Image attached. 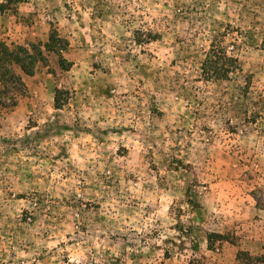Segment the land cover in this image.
Returning a JSON list of instances; mask_svg holds the SVG:
<instances>
[{
    "label": "rangeland",
    "instance_id": "374dc122",
    "mask_svg": "<svg viewBox=\"0 0 264 264\" xmlns=\"http://www.w3.org/2000/svg\"><path fill=\"white\" fill-rule=\"evenodd\" d=\"M0 4V41L45 56L0 80V264L264 256V0Z\"/></svg>",
    "mask_w": 264,
    "mask_h": 264
},
{
    "label": "trees",
    "instance_id": "16d2710c",
    "mask_svg": "<svg viewBox=\"0 0 264 264\" xmlns=\"http://www.w3.org/2000/svg\"><path fill=\"white\" fill-rule=\"evenodd\" d=\"M5 10V5L0 4V12ZM51 50H57L56 43L61 42L57 37H52L49 40ZM64 47L66 45L64 44ZM58 49L59 50H64ZM45 61V56L42 49L36 45H29L28 48L17 47L15 45H7L0 41V80L9 82V86L3 85L5 90L13 89L21 92L23 91L24 85L20 77L12 75L11 67L16 65L19 67L21 72L26 76H32L35 67L38 63H43ZM235 60L226 57L224 54H219L217 51L211 50L208 53L205 61L201 65V71L206 78H225L228 73L233 71ZM58 95V94H57ZM58 96L55 97V102H57ZM12 98V97H11ZM10 98V99H11ZM14 104L15 101L11 99ZM207 248H211L213 242H228L232 244L231 239L228 236L221 234L209 233L206 235ZM235 264H264V256L255 257L250 255L248 252L238 251L235 255Z\"/></svg>",
    "mask_w": 264,
    "mask_h": 264
}]
</instances>
